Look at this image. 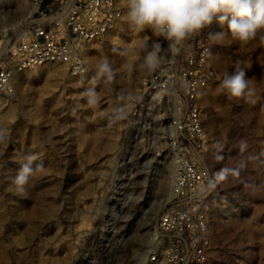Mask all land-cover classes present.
<instances>
[{"label": "rangeland", "instance_id": "1", "mask_svg": "<svg viewBox=\"0 0 264 264\" xmlns=\"http://www.w3.org/2000/svg\"><path fill=\"white\" fill-rule=\"evenodd\" d=\"M31 3L0 0V51ZM123 3L112 34L86 45L85 73L43 65L17 71L13 93L0 92V127L8 130L0 142V264H152L171 243L160 222L174 203L173 115L162 106L145 118L131 110L147 76L138 46L157 37L133 31ZM213 25L215 33L227 30ZM104 59L110 81L97 75ZM213 59L218 77L199 93L211 137L203 154L211 179L199 197L209 221V264H264V46L225 36ZM238 66L255 103L217 91ZM89 88L95 106L83 95ZM30 155L33 167L45 170L18 194L12 178Z\"/></svg>", "mask_w": 264, "mask_h": 264}, {"label": "built area", "instance_id": "2", "mask_svg": "<svg viewBox=\"0 0 264 264\" xmlns=\"http://www.w3.org/2000/svg\"><path fill=\"white\" fill-rule=\"evenodd\" d=\"M31 7L26 22L0 51V92L13 93L15 73L38 66L57 64L75 75L85 73L86 45L107 39L124 14L120 0H32ZM209 33H215L213 23L178 46L175 58L148 74L131 99L134 115L145 118L157 106L173 115L168 125L179 149L174 203L160 222L162 235L171 243L163 254L156 252L152 264H209V221L199 198L211 179L203 156L211 137L199 92L218 77L213 59L216 42L207 38ZM156 41L167 48L162 37Z\"/></svg>", "mask_w": 264, "mask_h": 264}, {"label": "clouds", "instance_id": "3", "mask_svg": "<svg viewBox=\"0 0 264 264\" xmlns=\"http://www.w3.org/2000/svg\"><path fill=\"white\" fill-rule=\"evenodd\" d=\"M129 27L135 32L151 31L156 37L167 41V48L158 41L141 43L138 46L140 63L138 67L145 75L158 69L166 59L175 58L179 48L190 38L199 35L214 21L227 24V30L209 33L208 39L222 41L225 36L240 46L258 40L264 46V0H125ZM97 75L112 80L111 63L104 59L97 66ZM217 91L229 100L244 99L255 103V89L246 77L242 67L232 73L225 72ZM83 95L89 106L98 103L94 89H87ZM8 130L0 127V142L7 138ZM34 156H28L12 178L18 194L26 192V185L36 172H43V163L33 167ZM221 179L223 176L220 177Z\"/></svg>", "mask_w": 264, "mask_h": 264}, {"label": "bare ground", "instance_id": "4", "mask_svg": "<svg viewBox=\"0 0 264 264\" xmlns=\"http://www.w3.org/2000/svg\"><path fill=\"white\" fill-rule=\"evenodd\" d=\"M120 1H121V4L124 5V3H123L124 0H120ZM22 5H23V3H21V6H22ZM31 11H32V9H31ZM38 67H40V66H38ZM201 91H202V89L200 90V92H201ZM200 92H199V93H200Z\"/></svg>", "mask_w": 264, "mask_h": 264}]
</instances>
